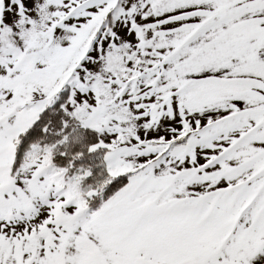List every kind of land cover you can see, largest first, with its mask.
I'll list each match as a JSON object with an SVG mask.
<instances>
[{"label": "snow or ice", "instance_id": "obj_1", "mask_svg": "<svg viewBox=\"0 0 264 264\" xmlns=\"http://www.w3.org/2000/svg\"><path fill=\"white\" fill-rule=\"evenodd\" d=\"M0 264H264V0H0Z\"/></svg>", "mask_w": 264, "mask_h": 264}]
</instances>
